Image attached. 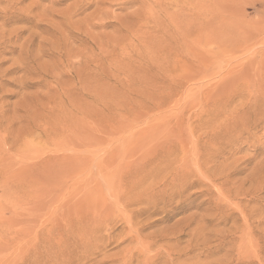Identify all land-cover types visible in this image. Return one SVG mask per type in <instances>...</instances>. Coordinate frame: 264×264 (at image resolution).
<instances>
[{
	"label": "rangeland",
	"instance_id": "1",
	"mask_svg": "<svg viewBox=\"0 0 264 264\" xmlns=\"http://www.w3.org/2000/svg\"><path fill=\"white\" fill-rule=\"evenodd\" d=\"M0 264H264V0H0Z\"/></svg>",
	"mask_w": 264,
	"mask_h": 264
},
{
	"label": "bare ground",
	"instance_id": "2",
	"mask_svg": "<svg viewBox=\"0 0 264 264\" xmlns=\"http://www.w3.org/2000/svg\"><path fill=\"white\" fill-rule=\"evenodd\" d=\"M215 12V11H214ZM223 12V11H222ZM207 13V12H206ZM211 14V13H210ZM214 14H217V13H214ZM208 15V14H207ZM215 16H217V15H215Z\"/></svg>",
	"mask_w": 264,
	"mask_h": 264
}]
</instances>
